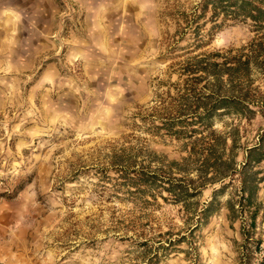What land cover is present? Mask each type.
<instances>
[{
  "label": "rangeland",
  "instance_id": "rangeland-1",
  "mask_svg": "<svg viewBox=\"0 0 264 264\" xmlns=\"http://www.w3.org/2000/svg\"><path fill=\"white\" fill-rule=\"evenodd\" d=\"M212 9L0 0V264L261 262L264 163L250 169L262 179L252 201L240 175L178 202L168 192L201 183L196 139L236 129L240 169L264 127L217 109L209 80L179 72L251 39L249 22ZM251 79L264 94L262 72Z\"/></svg>",
  "mask_w": 264,
  "mask_h": 264
},
{
  "label": "trees",
  "instance_id": "trees-1",
  "mask_svg": "<svg viewBox=\"0 0 264 264\" xmlns=\"http://www.w3.org/2000/svg\"><path fill=\"white\" fill-rule=\"evenodd\" d=\"M211 3L213 19L221 16L224 22H249L252 37L238 48L231 47L195 56L182 65L179 72L181 75H200L196 77L197 80H209L208 88H212L213 92L220 96L217 109L226 108L248 121L257 115L264 118V94L256 91V94L253 93L255 89L251 79L254 70L264 75V0H211ZM195 85L197 86L196 83ZM215 109L216 107H213L207 112L212 114ZM236 131L234 129V133L223 136H216L211 132L209 137L196 139L192 143L190 157L198 155L201 158H198L200 161L197 163L202 169L199 171L201 183L193 189L188 186L185 188L182 184L170 185L168 192L177 198L176 202L194 197L202 187L209 184L225 183L227 180H231L230 184H233L237 175H240L242 190L248 192L247 200L252 201L262 179L257 183L256 174H250V169L264 163V127L260 129L252 147L244 149L246 154L240 169H237L238 151L236 137L233 135ZM230 140L231 145L228 146ZM184 167L186 168V165ZM257 250H261L260 243ZM261 252L263 258L259 264H264V250Z\"/></svg>",
  "mask_w": 264,
  "mask_h": 264
}]
</instances>
